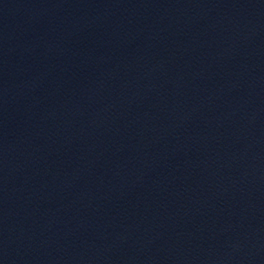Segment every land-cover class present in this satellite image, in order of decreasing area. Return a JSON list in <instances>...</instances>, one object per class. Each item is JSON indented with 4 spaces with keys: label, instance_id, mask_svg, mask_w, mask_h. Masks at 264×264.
<instances>
[{
    "label": "water",
    "instance_id": "water-1",
    "mask_svg": "<svg viewBox=\"0 0 264 264\" xmlns=\"http://www.w3.org/2000/svg\"><path fill=\"white\" fill-rule=\"evenodd\" d=\"M0 264H264V0H0Z\"/></svg>",
    "mask_w": 264,
    "mask_h": 264
}]
</instances>
